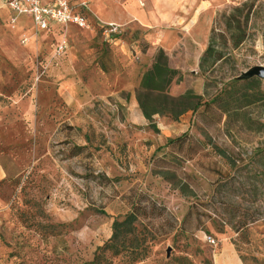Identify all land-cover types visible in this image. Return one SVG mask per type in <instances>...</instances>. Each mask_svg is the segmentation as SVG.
I'll return each mask as SVG.
<instances>
[{"label":"rangeland","instance_id":"rangeland-1","mask_svg":"<svg viewBox=\"0 0 264 264\" xmlns=\"http://www.w3.org/2000/svg\"><path fill=\"white\" fill-rule=\"evenodd\" d=\"M200 1L194 25L213 14L203 71L190 39L168 54L151 38L185 34L191 19L181 28L122 23L105 37L92 1L69 0L91 28L69 29L61 59L50 35L25 28L24 46V31L1 21L20 63L0 69V264H212L208 237L264 264V79L239 78L264 66V0ZM243 4H252L246 23L248 9L235 10ZM161 53L180 73L166 94L200 97L177 120L139 90ZM138 97L158 111L150 120ZM130 214L123 247L102 250Z\"/></svg>","mask_w":264,"mask_h":264},{"label":"crops","instance_id":"crops-1","mask_svg":"<svg viewBox=\"0 0 264 264\" xmlns=\"http://www.w3.org/2000/svg\"><path fill=\"white\" fill-rule=\"evenodd\" d=\"M90 1H92V13L95 15L97 20H99L103 24H114L117 26L118 24L122 23L136 22L142 28H158L161 26H177L181 28L189 21V19H191L190 25H194L195 21L193 14L196 12L197 7L200 5L199 3H203L200 0ZM104 1H109L108 13H105L106 3ZM4 2L5 0H0V23L2 20L7 21L8 23L11 15L8 9L4 6ZM145 2L147 4V7H144ZM212 18L213 14L210 11H207L204 16V20L199 21L196 25L193 26L191 31H187L185 34L182 32L178 34L175 31L167 30L162 35H153L151 36V38H153V41L159 42L168 54L171 53L176 44H182L185 46L189 43L187 40L190 39L195 50L194 53L191 54L190 58L194 59L195 64H198L200 57L203 55L208 45ZM88 21L91 22L89 18ZM29 27H32L33 29L35 28L30 16H21L17 19L15 29L24 31L25 28L28 29ZM72 27L77 28L74 25H66L64 27H61L59 25L52 24L48 32L39 31L44 33V35H50L55 40V47L57 43L64 37V40L66 41V51L62 56L58 57L60 59L65 57L67 53V35L69 29ZM22 35H26L29 37L27 31L22 32L19 38H21ZM8 62H10L12 66H19L20 58L19 54L16 51L11 52L8 48L5 47V40L0 30V69H2L5 64L10 65V63ZM185 63H187V61H185ZM0 80H2L1 74ZM4 177L5 170L2 166H0V182L4 179ZM212 264H246V262L238 254L231 241L227 238H222L219 239L217 241V245L214 246V250L212 253Z\"/></svg>","mask_w":264,"mask_h":264},{"label":"trees","instance_id":"trees-1","mask_svg":"<svg viewBox=\"0 0 264 264\" xmlns=\"http://www.w3.org/2000/svg\"><path fill=\"white\" fill-rule=\"evenodd\" d=\"M254 1V0H253ZM252 8V4H243L241 8H236L235 10L238 12H243L246 10L245 13V23L248 20V15L250 9ZM243 38H239L237 43H239ZM213 50L211 47H208L204 55L202 56L199 68L201 71L205 68L206 63L209 61L210 57L213 56ZM222 58L220 54H217L214 58V61L217 62ZM162 60V53L158 58H155L152 66L146 73L143 75L141 84H140V91H143L145 95H152L155 94L159 98H162V103H159V106L164 107L160 110L165 111V107L167 104L171 107V116L174 120H177L182 114L187 111H195L201 105L200 97L197 95L192 94L191 92H187L184 95L178 96L176 98L169 97L166 93L171 85L173 78L176 75H180L179 71L175 69H170L166 67L164 64L161 63ZM213 61V62H214ZM138 104L140 109L143 112L144 117L147 120H150L152 114L158 113V111H154L150 113L147 110L145 103L138 97ZM134 221L133 215H128L123 221L113 223V234L106 245L102 248V250H114L113 252L117 254L119 252V248L123 247V243L119 244L118 242L123 239L124 234H129L131 232V225ZM123 233V234H120ZM97 259V257H96ZM93 260V262L96 261Z\"/></svg>","mask_w":264,"mask_h":264},{"label":"built area","instance_id":"built-area-1","mask_svg":"<svg viewBox=\"0 0 264 264\" xmlns=\"http://www.w3.org/2000/svg\"><path fill=\"white\" fill-rule=\"evenodd\" d=\"M4 6L11 14L8 23L12 28L16 26L17 19L21 16H30L38 31L48 32L52 24L61 27L74 25L79 29L86 30L91 28L87 15L76 9L68 0H5ZM85 6V3L81 4L82 8ZM97 26L105 37L118 33V26L114 24H98ZM20 43L26 45L28 37L22 35ZM65 51L66 41L63 37L55 47V55L60 57ZM206 240L212 246L217 245V242L212 238L208 237Z\"/></svg>","mask_w":264,"mask_h":264},{"label":"water","instance_id":"water-1","mask_svg":"<svg viewBox=\"0 0 264 264\" xmlns=\"http://www.w3.org/2000/svg\"><path fill=\"white\" fill-rule=\"evenodd\" d=\"M254 77L259 79H264V66L262 65L254 66L249 70L245 71L244 73H242V75L239 78L242 80H247Z\"/></svg>","mask_w":264,"mask_h":264}]
</instances>
